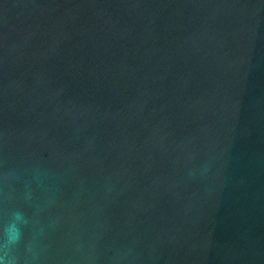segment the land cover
<instances>
[{
    "label": "water",
    "instance_id": "obj_1",
    "mask_svg": "<svg viewBox=\"0 0 264 264\" xmlns=\"http://www.w3.org/2000/svg\"><path fill=\"white\" fill-rule=\"evenodd\" d=\"M13 221L15 264H264V0H0Z\"/></svg>",
    "mask_w": 264,
    "mask_h": 264
},
{
    "label": "clouds",
    "instance_id": "obj_2",
    "mask_svg": "<svg viewBox=\"0 0 264 264\" xmlns=\"http://www.w3.org/2000/svg\"><path fill=\"white\" fill-rule=\"evenodd\" d=\"M20 214H15V220H20ZM21 239V231L16 222H10L0 229V264H15L14 259H5L3 250L15 246Z\"/></svg>",
    "mask_w": 264,
    "mask_h": 264
}]
</instances>
